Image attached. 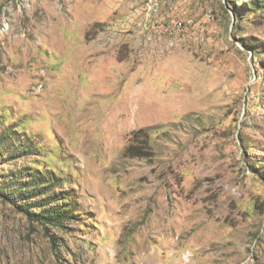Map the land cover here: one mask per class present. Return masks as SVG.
Listing matches in <instances>:
<instances>
[{
    "label": "rangeland",
    "instance_id": "obj_1",
    "mask_svg": "<svg viewBox=\"0 0 264 264\" xmlns=\"http://www.w3.org/2000/svg\"><path fill=\"white\" fill-rule=\"evenodd\" d=\"M0 264H264V0H0Z\"/></svg>",
    "mask_w": 264,
    "mask_h": 264
},
{
    "label": "trees",
    "instance_id": "obj_2",
    "mask_svg": "<svg viewBox=\"0 0 264 264\" xmlns=\"http://www.w3.org/2000/svg\"><path fill=\"white\" fill-rule=\"evenodd\" d=\"M225 13H227V11H225ZM138 133H140L141 135H139ZM131 139V144L125 150L126 157L140 159H148L151 157L147 136L144 130H140L139 132L133 134ZM41 213L35 214L34 217L44 220L45 225H56L57 223L59 224L71 215L68 212H62L57 207H51L45 211L43 210V212Z\"/></svg>",
    "mask_w": 264,
    "mask_h": 264
}]
</instances>
